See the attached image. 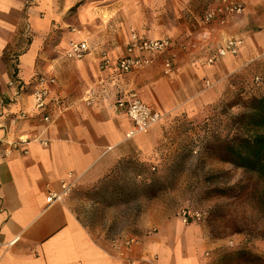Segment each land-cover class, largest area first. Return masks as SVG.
I'll return each instance as SVG.
<instances>
[{
  "label": "crops",
  "instance_id": "1",
  "mask_svg": "<svg viewBox=\"0 0 264 264\" xmlns=\"http://www.w3.org/2000/svg\"><path fill=\"white\" fill-rule=\"evenodd\" d=\"M188 1L0 0V264H222L219 241L159 209L140 225L151 224L157 231L138 238L123 258L112 247L115 236L95 235L83 225L71 194L46 200L61 191L62 183L93 187L109 180L124 162H156L155 151L174 116L199 115L229 93L231 76L244 65L245 37L252 32L248 23L236 32L235 20L256 6L258 26L264 28V0H239L242 15L216 22L214 45L230 37L242 38L243 45L238 54L213 65L205 62L208 49L172 36L185 31L172 24L173 8L185 19ZM206 1L207 9L215 0ZM132 20L145 37L172 38L176 65L169 75L162 73L161 57L146 69L119 74L117 61L125 55ZM113 31L124 34L121 45ZM71 39L86 40L90 53L67 59L64 50ZM103 52L110 63L101 70ZM41 73L55 77L49 89L58 102L33 114L27 93ZM12 79L26 84L27 93L16 97V88L8 84ZM130 91L162 115L147 132L132 136V121L116 105ZM44 112L51 117L48 124L41 119ZM20 136L34 139L26 153L5 154L7 142ZM251 248L264 260V240Z\"/></svg>",
  "mask_w": 264,
  "mask_h": 264
},
{
  "label": "rangeland",
  "instance_id": "2",
  "mask_svg": "<svg viewBox=\"0 0 264 264\" xmlns=\"http://www.w3.org/2000/svg\"><path fill=\"white\" fill-rule=\"evenodd\" d=\"M207 4L206 0H189L183 10H186L185 19L173 8L172 16L176 19L172 24L185 27V31L172 36L196 39ZM256 9L254 6L252 14L245 9L235 20L236 32L245 23L252 32L245 37L247 44L240 52L244 65L231 76L227 95L199 115L174 116L165 130V142L155 151L156 162L134 165L124 162L101 185L73 186L69 193L72 207L83 225L95 235L141 238L157 231L151 224L146 228L140 225L142 221L153 220L158 209L165 216L180 220L179 211L188 208L199 211L201 218L184 225L193 224L211 241L221 243L217 249L222 264H264L263 258L251 248L256 241L264 240V182L207 154L201 141L205 131L228 132L225 126L229 115L242 110L239 104L229 107L230 104L264 93V28L258 26ZM245 16L249 20L244 21ZM133 22L127 32L137 30ZM115 38L121 45L124 34L116 33ZM215 39L218 40L216 36ZM9 59L13 67L15 57ZM150 182L154 183V196L141 195L139 185Z\"/></svg>",
  "mask_w": 264,
  "mask_h": 264
},
{
  "label": "built area",
  "instance_id": "3",
  "mask_svg": "<svg viewBox=\"0 0 264 264\" xmlns=\"http://www.w3.org/2000/svg\"><path fill=\"white\" fill-rule=\"evenodd\" d=\"M244 6L239 0H215L204 12L202 16V27L196 34L194 42L201 48L208 49V55L205 59L207 65L218 63L223 57L228 55L238 54L243 45V39L239 37H230L224 41L218 42L214 45L212 36L214 25L228 17H235L242 15ZM173 48V40L169 36L159 38H148L137 30L131 29L129 31V39L125 47V55L118 59L117 64L119 74H128L133 71L143 70L149 67L153 60L161 57L162 73L169 75L175 68V57L170 52ZM186 45L182 46L185 49ZM90 53V45L86 40L71 39L66 43L64 56L67 59H81ZM110 63V58L103 52L99 56V68L105 69ZM56 81L54 76L48 74H37L34 81L31 83L32 89L27 93L25 90L27 85L20 80L12 79L9 81L10 86H14L17 90L15 96H22L29 94L32 98V113L38 114L45 111L51 102H58L53 98L50 93V85ZM256 81L259 78L256 77ZM116 105L121 109L124 114L132 121L133 129L129 132L128 136L137 133H145L150 127L157 124L162 115L155 111L150 105L143 102L134 91H130L125 95L117 98ZM31 114V113H30ZM26 113H20V116H25ZM41 119L46 123L51 122V117L45 112L42 114ZM27 137H18L16 140L7 142L8 150L5 154L11 153L12 150L21 149L26 153V145L33 141ZM41 144L46 145L44 140L40 141ZM74 183H62L61 191L58 193H49L47 202L61 200L62 197L70 193ZM179 217L183 224L198 221L201 218V213L197 210H190L183 208L179 211ZM138 242L135 236H117L112 240V247L116 253L123 258L131 251L132 247ZM233 246V243H229ZM131 264H133L131 262Z\"/></svg>",
  "mask_w": 264,
  "mask_h": 264
},
{
  "label": "trees",
  "instance_id": "4",
  "mask_svg": "<svg viewBox=\"0 0 264 264\" xmlns=\"http://www.w3.org/2000/svg\"><path fill=\"white\" fill-rule=\"evenodd\" d=\"M236 104L242 110L229 115L225 126L227 133L205 131L201 138L203 151L221 162L254 174L264 182V93L232 103L229 107ZM139 192L143 196H154V183H142Z\"/></svg>",
  "mask_w": 264,
  "mask_h": 264
}]
</instances>
